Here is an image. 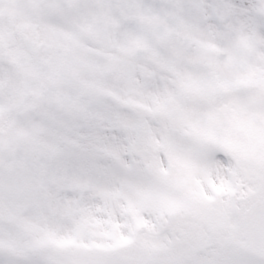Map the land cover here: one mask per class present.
<instances>
[{"label": "snow or ice", "instance_id": "snow-or-ice-1", "mask_svg": "<svg viewBox=\"0 0 264 264\" xmlns=\"http://www.w3.org/2000/svg\"><path fill=\"white\" fill-rule=\"evenodd\" d=\"M0 264H264V0H0Z\"/></svg>", "mask_w": 264, "mask_h": 264}]
</instances>
